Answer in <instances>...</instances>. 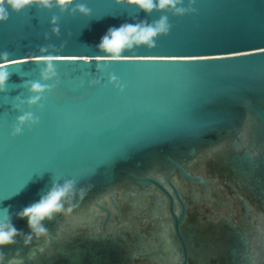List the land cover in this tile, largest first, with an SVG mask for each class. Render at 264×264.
<instances>
[{"label":"water","instance_id":"obj_1","mask_svg":"<svg viewBox=\"0 0 264 264\" xmlns=\"http://www.w3.org/2000/svg\"><path fill=\"white\" fill-rule=\"evenodd\" d=\"M76 3L91 15L33 7L0 24V51L18 62L0 93V218L7 209L27 234L16 214L53 179L91 186L72 212L45 222L52 247L25 264H264V0H195L193 14L167 13L171 30L154 49L119 60L98 50L108 29L161 13ZM42 46L64 56L59 83L42 109H24L39 125L13 138V105L28 98L20 84L38 79ZM96 67L105 71L89 88ZM17 249L29 251L19 239L4 251Z\"/></svg>","mask_w":264,"mask_h":264},{"label":"clouds","instance_id":"obj_2","mask_svg":"<svg viewBox=\"0 0 264 264\" xmlns=\"http://www.w3.org/2000/svg\"><path fill=\"white\" fill-rule=\"evenodd\" d=\"M109 2L116 6L134 8L138 13L143 12L145 15L161 13L159 18L152 22L134 19L133 22H125L119 27L109 28L101 38L98 50L110 60H119L124 53L139 47L148 50L154 49L157 39L167 36L171 30L167 13L174 17H183L195 12L193 7L195 0H188L187 7L184 6V0H109ZM33 7L38 12H51L55 9L60 16L65 13L69 16L80 17L91 15V10L85 4H77L76 0H0V24L7 23L10 14H21ZM58 21V16L54 15L50 18L49 26L53 36L59 35ZM47 38L45 35V39ZM63 47L62 44L61 50ZM56 51L58 49L53 46H42L38 49L39 54L34 55V63L41 66L38 71V79L35 81L25 80L20 84V88L27 91L28 98L24 100L19 96L16 97L17 102L13 105V110L21 114L16 118L11 128V137H18L23 134L25 129L31 130L39 125V118L33 112L24 109L36 106L42 109L43 98L52 93L59 83L56 64L64 56L46 55V53ZM9 57L10 53L7 50L0 51V93L7 90L14 72L12 69L18 67V62ZM99 64L97 63V65ZM103 71L105 69L96 67L93 73L86 74L93 77L89 80V88L100 83V79L95 77V73ZM107 83L118 93H123L125 90V86L115 75H109ZM79 87H84L83 80ZM76 185L77 181L73 179H64L62 183L60 180L53 179L51 187L37 202L20 210L16 217L26 220L29 229L27 234L15 227L11 215L5 209L3 217L0 218V264H25V260L36 261L38 256L45 255L46 251L52 247V239L48 228L45 227V222H52L57 216H65L72 212L76 206L73 201L77 197L83 200L91 187L77 189ZM55 235L57 241H61L59 229ZM18 239L22 241V248H28L29 251L22 256L21 249H17L15 253L8 256L4 249L15 246ZM33 245L35 246L31 247Z\"/></svg>","mask_w":264,"mask_h":264},{"label":"snow or ice","instance_id":"obj_3","mask_svg":"<svg viewBox=\"0 0 264 264\" xmlns=\"http://www.w3.org/2000/svg\"><path fill=\"white\" fill-rule=\"evenodd\" d=\"M161 62H177L176 60H164V61H161Z\"/></svg>","mask_w":264,"mask_h":264}]
</instances>
